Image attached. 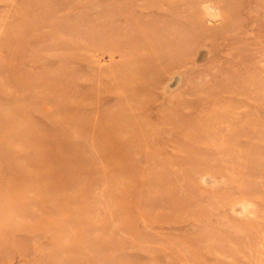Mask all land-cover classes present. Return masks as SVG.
<instances>
[{
	"label": "rangeland",
	"instance_id": "1",
	"mask_svg": "<svg viewBox=\"0 0 264 264\" xmlns=\"http://www.w3.org/2000/svg\"><path fill=\"white\" fill-rule=\"evenodd\" d=\"M0 264H264V0H0Z\"/></svg>",
	"mask_w": 264,
	"mask_h": 264
}]
</instances>
